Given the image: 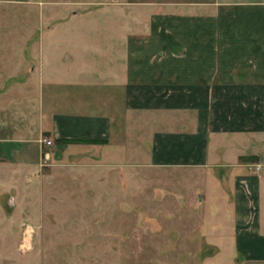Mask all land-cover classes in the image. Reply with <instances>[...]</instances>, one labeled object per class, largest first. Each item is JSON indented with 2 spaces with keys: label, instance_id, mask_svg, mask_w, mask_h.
<instances>
[{
  "label": "crops",
  "instance_id": "0c3cea01",
  "mask_svg": "<svg viewBox=\"0 0 264 264\" xmlns=\"http://www.w3.org/2000/svg\"><path fill=\"white\" fill-rule=\"evenodd\" d=\"M104 15L116 33H91ZM43 136L192 173L202 263L264 264V0H0V198Z\"/></svg>",
  "mask_w": 264,
  "mask_h": 264
},
{
  "label": "rangeland",
  "instance_id": "374dc122",
  "mask_svg": "<svg viewBox=\"0 0 264 264\" xmlns=\"http://www.w3.org/2000/svg\"><path fill=\"white\" fill-rule=\"evenodd\" d=\"M108 20L91 33H116ZM46 140L36 180L0 198V264H207L204 216L175 194L197 190L192 173L109 165L83 148L55 155Z\"/></svg>",
  "mask_w": 264,
  "mask_h": 264
},
{
  "label": "trees",
  "instance_id": "16d2710c",
  "mask_svg": "<svg viewBox=\"0 0 264 264\" xmlns=\"http://www.w3.org/2000/svg\"><path fill=\"white\" fill-rule=\"evenodd\" d=\"M83 142H87V143H93V144H98L103 142L102 140L99 139H86V140H82Z\"/></svg>",
  "mask_w": 264,
  "mask_h": 264
},
{
  "label": "built area",
  "instance_id": "2783aa9c",
  "mask_svg": "<svg viewBox=\"0 0 264 264\" xmlns=\"http://www.w3.org/2000/svg\"><path fill=\"white\" fill-rule=\"evenodd\" d=\"M45 142H47L49 145L52 143V141H50V140L49 141L46 140ZM254 167L256 170H260L262 168L261 165H258V164L254 165Z\"/></svg>",
  "mask_w": 264,
  "mask_h": 264
}]
</instances>
